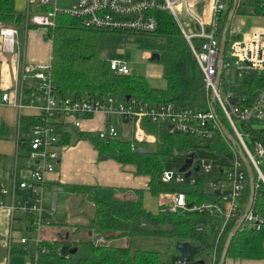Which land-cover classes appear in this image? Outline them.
I'll return each mask as SVG.
<instances>
[{
	"label": "built area",
	"instance_id": "2783aa9c",
	"mask_svg": "<svg viewBox=\"0 0 264 264\" xmlns=\"http://www.w3.org/2000/svg\"><path fill=\"white\" fill-rule=\"evenodd\" d=\"M230 1L235 8L240 0H74L68 10L57 8L56 0H26L23 13L25 25H33L45 30L53 28L54 17L64 15L77 20L84 29L98 32L123 34H153L158 27V14L171 17L184 39L188 53L201 79L204 96V108L182 107L173 103H154L115 95H84L79 98L59 96L50 80V64H35L22 67L18 77L16 98L9 93L0 94V104L10 105L20 113L22 108L35 109L38 124L28 130L25 140L15 138V154L11 175L7 182L0 176V209L9 214V231L4 238L0 234V244L9 252L13 244L12 223L17 220L23 224L24 234H35L48 221L42 208V194L45 186L44 175L53 170L58 159L57 147L60 125L70 123L79 128L82 119L91 118L99 113L103 116L104 127L95 136L107 143L122 141L129 144L134 152L154 143L155 135L148 133L143 125L153 124L163 127L167 134H181L212 140L220 137L226 148L225 155H216L204 148L187 150L181 155L169 157L166 163L179 162L178 169L186 159L192 157V163L184 172L163 169L159 176L162 184H186L192 186L196 177H209L207 189L215 191L216 200L188 207L183 193H171V212L194 211L217 219L214 227L215 238L210 251L208 264H215V241L223 233L229 222L234 224L242 216L238 215L242 205V192L246 185V171L239 152L247 160L252 174L255 175L254 187L258 183L264 186V176L258 166V160L264 158V135L252 140L250 150L243 136L235 127L238 122L264 123V91L259 92L250 102H240L235 97L236 82L244 74L264 72V28L253 29L248 39L241 38L229 42L227 52L218 67V47L223 16ZM51 5V10H39ZM251 15V14H250ZM231 34V32H229ZM17 32L14 28L0 29L1 48L11 53L16 45ZM108 69L114 76H129L131 71L124 62L108 61ZM219 72L217 83L215 76ZM29 83V86L26 84ZM27 93H24L26 91ZM116 125L129 126L130 133L121 135ZM231 138L232 142L228 140ZM21 143V144H20ZM26 145L27 152L20 156L18 150ZM202 152L200 156L197 153ZM22 160L21 169L17 160ZM0 157V166L3 165ZM197 167V174L194 168ZM23 170L24 177L17 178V172ZM220 173V177L218 176ZM189 173L185 177V174ZM243 220L252 222L254 230L261 223L250 210ZM28 238L23 235L18 242L26 257L19 264H38V256L46 251L40 240L35 239V250L26 252L24 245ZM101 242L94 241L95 245ZM184 258L174 264H186Z\"/></svg>",
	"mask_w": 264,
	"mask_h": 264
},
{
	"label": "trees",
	"instance_id": "16d2710c",
	"mask_svg": "<svg viewBox=\"0 0 264 264\" xmlns=\"http://www.w3.org/2000/svg\"><path fill=\"white\" fill-rule=\"evenodd\" d=\"M223 16V24L228 10ZM39 10H46L41 8ZM242 10V12H240ZM254 16L264 15V0H240L234 15L243 11ZM158 27L153 33L159 38L156 51L161 66L164 88L151 89L143 77L131 73L129 76H114L106 61L97 56V36L100 32L84 29L79 22L64 15L54 17L53 28L48 29L50 40V80L59 96L79 98L84 95H115L131 97L154 103H173L182 107L204 108L201 79L186 74L187 45L171 17L158 14ZM0 23L13 26L17 31L35 28L25 25L23 13L16 12L14 0H0ZM223 25L220 32L222 31ZM226 33L224 57L230 41L237 40ZM239 38V36H238ZM194 65V64H193ZM264 91V72L244 74L236 82L235 97L240 102H250L259 92ZM27 93V91H25ZM20 131L26 132L38 124L37 117H19ZM148 126V127H146ZM143 128L155 134L153 144L144 147L145 152L130 151L129 144L118 140L107 143L96 136L86 135L98 158L112 159L122 165L134 167L136 175L148 177L147 191L159 193H183L186 202L198 205L216 200L215 191L207 189L209 177L198 176L192 186L186 184H162L160 173L165 169L169 157L181 155L187 150L204 148L216 155H225L227 148L220 137L212 140L199 139L181 134H167L163 127L153 124ZM8 130L0 125V140L5 139ZM264 129L250 134L251 141L260 139ZM21 144V143H20ZM263 174V173H262ZM264 176V174H263ZM220 173L218 172V176ZM247 177V176H246ZM242 192V205L238 215L246 207L250 188L248 178ZM250 212L261 223L256 231L252 222L243 220L228 244L225 261H264V186L254 187ZM63 189L70 194L80 195L92 207V214L84 225H74L70 233L61 241L41 242L46 251L38 256V264H174L178 257L164 261L156 252L133 249L132 239L143 236H157L170 239L175 243L188 242L189 255L183 257L186 264H208L214 243L215 218L194 211H162L151 215L142 208V190H134L131 196L121 195L120 190L99 186H71ZM235 224L229 222L215 241V264H218L225 239ZM96 239L101 242L94 244ZM75 249L70 254L69 251ZM224 261V263H225ZM223 263V264H224Z\"/></svg>",
	"mask_w": 264,
	"mask_h": 264
},
{
	"label": "crops",
	"instance_id": "0c3cea01",
	"mask_svg": "<svg viewBox=\"0 0 264 264\" xmlns=\"http://www.w3.org/2000/svg\"><path fill=\"white\" fill-rule=\"evenodd\" d=\"M25 8L26 0H14V9L16 12L24 13ZM259 23L264 25V15H249L242 18L240 15L239 18L233 15L229 29L232 30L230 31L231 33L235 32L234 36H239V39H248L253 29L262 28L258 25ZM3 27L8 26L0 23V29ZM16 32V45L13 47L11 53L2 51L0 38V94L8 92L10 98L15 99H17L15 92H17L18 77L22 67L26 65L45 64L50 61V40L45 33V29L39 27L26 29L24 26L22 31L16 30ZM26 86H29V83H27ZM25 90L27 91V89ZM8 112L10 113L9 116L7 115ZM37 113L35 109L29 108H22L20 113H18L17 109L13 106L0 104V125H3L8 130L7 137L2 140L13 143L14 154L16 151L14 144L15 138L25 140L28 137V130L26 132L20 131L19 117H36ZM144 126L146 125L144 124ZM103 127L104 119L99 113L94 114L91 118L82 119L79 128L73 127L69 122L60 125L59 141L56 150L58 159L53 166V170L44 175L45 186L42 194V208L46 213V219L53 218L57 194L63 196V211L68 216L67 212H69V208H71V201L74 200L72 198H74L75 195L67 193L63 189L65 185L111 187L122 191L121 195L123 196H131V192L134 190H142V196L144 192H148L144 191V189L147 190L148 188V177L136 175L133 166L122 165L112 159L98 158L97 152L85 137L87 134L95 136V133ZM116 128L121 135H128L130 133L129 126L117 125ZM24 146L25 152L23 154L27 152V147L26 145ZM3 156L4 155H1L0 157ZM4 157L3 160H5ZM21 167L22 165L18 167L17 160V168L21 169ZM10 172L5 170V164L0 166V176H3L6 182L11 175ZM25 175L23 170L17 172V178L24 177ZM45 193L47 194L46 200L44 199ZM81 198L84 201V198ZM77 204L80 206V201H78ZM74 225L75 224L72 223L55 225L48 221V225L46 226L71 228ZM12 228L13 231L11 236L13 244L9 252V260L6 258L5 249L0 244V264H13L11 258L20 257L21 260L17 263L19 264L26 257V253L22 250V246L18 242L19 238L23 236V234H21L24 229L23 224L15 220L12 223ZM8 231L9 214L6 210L0 209V234L5 238L8 235ZM15 234L20 237H17ZM26 234L24 235L26 236ZM36 238L40 240V243L45 242L39 238V233L36 234ZM262 247L264 250V243ZM24 249L26 250L25 245ZM26 252L31 253V251ZM231 264L234 263L232 262ZM237 264H264V261H242L237 262Z\"/></svg>",
	"mask_w": 264,
	"mask_h": 264
},
{
	"label": "rangeland",
	"instance_id": "374dc122",
	"mask_svg": "<svg viewBox=\"0 0 264 264\" xmlns=\"http://www.w3.org/2000/svg\"><path fill=\"white\" fill-rule=\"evenodd\" d=\"M73 1L74 0H56V6L57 8L62 10H68L70 4ZM51 9V5L46 6V10ZM240 12H242V10ZM243 13V15H240L241 18L249 16L247 15V12L245 10L243 11ZM235 17L239 18V15H235ZM258 25L264 27L263 24L259 23ZM8 27L14 28L16 30V28L11 25H8ZM47 32L48 30H45L46 34ZM231 35H235V32H232ZM236 39H239L238 36L236 37ZM157 43H159V38H157L153 34L145 35L100 32L97 36V56L99 59L106 62L112 60L124 62L131 73L144 78L149 88L160 90L164 88V82L161 77V66L158 61L150 60L151 56L157 53ZM185 69L188 76L199 77L198 71L194 67L192 58L189 53L187 54ZM7 115L9 116L10 113L8 112ZM234 124L238 132L243 136V139L248 148L251 150L252 145L250 134L255 132L257 129H264V123L234 121ZM5 141L6 140L0 141V156H5H3L5 158L3 164H5V170L10 172L13 164L14 145L10 141ZM144 147L147 148V146ZM24 149L25 146L19 149L18 154L20 156H22V154L25 152ZM197 154L200 156L204 155L202 152H198ZM258 161L260 171L264 174V158L259 159ZM178 164L179 162L177 160H174L172 163H166L165 169L175 171L178 169ZM21 165L22 160L18 159V167H20ZM144 191L147 190L144 189ZM46 195L47 194L45 193V200ZM81 197L82 196L75 195V197L72 198L74 200L71 201V208H69L67 216V214H65L63 211V196L57 194L55 204L56 207L53 218L47 219V221L52 222L55 225L70 223L75 225L86 224L88 219L90 218V215L92 214V207L88 202L83 201ZM170 197L171 193H159L157 195H153L149 192H144L142 196V206L147 213L151 215H157L162 211H169L171 207ZM78 201H80V206H78L77 204ZM71 230L72 229L68 227L46 226L40 230L39 238L45 242L61 241L67 233H70ZM21 234L24 235V232H22ZM17 237L20 236L17 235ZM26 237L29 238L25 244L26 251L33 252L35 250L36 234L29 232L26 234ZM174 245L175 244L172 240L157 236L135 237L131 242V247L133 249L156 252L166 262H171L178 257V252L176 251ZM20 260V257L11 258V262H13V264H17ZM237 262L242 261H233L234 264H237ZM231 263V260L226 259L224 264Z\"/></svg>",
	"mask_w": 264,
	"mask_h": 264
},
{
	"label": "water",
	"instance_id": "95a60500",
	"mask_svg": "<svg viewBox=\"0 0 264 264\" xmlns=\"http://www.w3.org/2000/svg\"><path fill=\"white\" fill-rule=\"evenodd\" d=\"M234 12H235V2L233 1L232 4H231V7L230 9L228 10L227 12V15H226V18H225V22L223 24V28H222V31H221V34H220V41H219V47H218V67L220 68V62H221V59L223 57V52H224V47H225V37H226V33L228 32L229 28H230V24H231V20H232V17L234 15ZM158 54H153L150 58V60L152 61H158ZM219 72H217L216 76H215V82L217 83V80L219 78ZM125 99H128V97H125ZM222 132L224 133V135L229 138L228 140H230L232 142V144H234V142L231 140L230 137L227 136L226 132L224 131V128H222ZM140 152L144 153L145 150L144 149H139ZM240 158H241V161L244 165V168H245V171H246V175H247V178H248V185H249V188H250V192H249V196H248V201H247V204H246V207L243 211V214L242 216L237 220V222L235 223V225L231 228V230L229 231L226 239H225V242H224V245H223V248H222V251H221V254H220V258H219V262L218 264H223L224 261H225V254H226V250H227V247H228V244L230 242V239L232 238V236L236 233V231L238 230L239 226L241 225L242 221H243V218L244 216L249 212L250 210V206H251V203H252V196H253V191H252V188H253V174H252V171L250 169V166L247 162V160L243 157L242 153H238ZM192 163V157H189L188 159H186L183 163V165L181 167H179L178 171L179 172H184L186 170V168H188L190 166V164ZM189 173H186L185 174V177L188 176ZM194 174H197V167L194 168ZM191 205L188 204V207H190ZM189 243L188 242H177L175 243V249L176 251L178 252L179 254V258H183V257H187L189 255L188 251H187V247H188ZM75 251V249H72L69 251L70 254H72L73 252ZM199 264H202L201 261L198 262Z\"/></svg>",
	"mask_w": 264,
	"mask_h": 264
}]
</instances>
